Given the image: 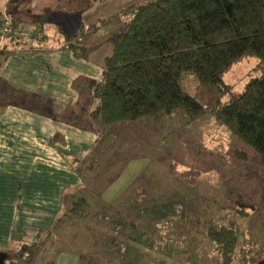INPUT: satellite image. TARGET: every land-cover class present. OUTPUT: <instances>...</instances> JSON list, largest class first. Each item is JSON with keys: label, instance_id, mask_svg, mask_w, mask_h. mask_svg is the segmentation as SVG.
Returning <instances> with one entry per match:
<instances>
[{"label": "trees", "instance_id": "trees-1", "mask_svg": "<svg viewBox=\"0 0 264 264\" xmlns=\"http://www.w3.org/2000/svg\"><path fill=\"white\" fill-rule=\"evenodd\" d=\"M120 14L127 19L108 39L111 49L101 61L100 77L84 81L96 139L83 156L72 160L81 187L67 214L72 222L82 221L85 241L91 242L85 247L95 253L86 256V250L79 249V264H93L96 257L97 264H264L262 249L241 250L237 258L241 235L235 220L201 219L196 204H185L189 196L153 193L156 187L142 172L113 201L102 199L127 164L142 158L131 151L126 133L160 113H180L194 121L210 111L264 167V0H151L130 4ZM113 19L102 18L64 35L62 46L74 57L87 59L98 46L89 38ZM11 22L16 29L22 21L11 15ZM34 37L10 35L0 52L28 46ZM247 55L258 59L260 76L240 95L221 102L228 90L223 75ZM189 73L198 88L213 97L212 104H202L184 89ZM73 86L81 88L79 82ZM60 221L62 217L52 232ZM42 242L30 247L29 256Z\"/></svg>", "mask_w": 264, "mask_h": 264}, {"label": "crops", "instance_id": "crops-1", "mask_svg": "<svg viewBox=\"0 0 264 264\" xmlns=\"http://www.w3.org/2000/svg\"><path fill=\"white\" fill-rule=\"evenodd\" d=\"M41 1L28 0L22 14L13 1L0 0L1 15L22 21L16 28L28 26L27 16L39 20L30 29L37 34L30 45L0 52V252L13 259L28 256L31 246L50 236L63 206L81 187L72 160L88 151L97 129L84 81L100 77L106 54L97 48L79 59L62 46V34L100 20L90 19V0H53L44 6ZM103 28L88 41H97ZM61 254L79 264L71 251Z\"/></svg>", "mask_w": 264, "mask_h": 264}, {"label": "rangeland", "instance_id": "rangeland-1", "mask_svg": "<svg viewBox=\"0 0 264 264\" xmlns=\"http://www.w3.org/2000/svg\"><path fill=\"white\" fill-rule=\"evenodd\" d=\"M52 1L42 0L41 4L48 5ZM147 1L151 0H90V19L94 16L99 19L114 17L108 25L102 26L104 28L97 35L94 42L98 44L97 48L105 55L110 52V35L127 19L126 15L120 14L121 8ZM11 2L18 5L22 14L29 7L28 0ZM34 17L27 16L26 19L31 22L26 29L35 26L33 22H39ZM97 22L91 20L89 24ZM185 76L184 89L202 104H212L213 97L198 88L195 77L190 73ZM259 76L258 59L244 56L223 75L222 82L228 90L221 97V102L228 101L231 95H240L245 85ZM126 135L129 145L134 148L131 150L133 154L139 153L143 159L136 158L127 164L114 183L103 192L104 201H113L142 172L148 183L156 187L151 189L153 193L178 192L189 196V202L186 200L187 203H183L196 204L201 219L212 216L219 222L235 220L237 232L241 235L235 249L237 258L241 250L262 249L264 255V167L259 164L256 153L219 125L210 111L194 121H187L180 113L170 117L160 113L141 127H132ZM145 154L148 161L143 157ZM71 201L63 206L59 215L62 221L52 235L43 236L42 244L34 249L31 256L6 258L5 264H71L72 260H66L61 252L71 251L78 257L81 248L86 250V256L93 255L95 250L86 248L91 242L88 244L85 241L82 221L69 220L71 215L68 216L67 210ZM198 230L201 235L203 230ZM203 247L199 246L202 250L205 249ZM96 259H93V264H97Z\"/></svg>", "mask_w": 264, "mask_h": 264}, {"label": "built area", "instance_id": "built-area-1", "mask_svg": "<svg viewBox=\"0 0 264 264\" xmlns=\"http://www.w3.org/2000/svg\"><path fill=\"white\" fill-rule=\"evenodd\" d=\"M10 35L30 39L33 35L36 36L37 34L30 32V30L26 28L14 29L12 27L11 17L7 14V12H3L0 18V49Z\"/></svg>", "mask_w": 264, "mask_h": 264}, {"label": "water", "instance_id": "water-1", "mask_svg": "<svg viewBox=\"0 0 264 264\" xmlns=\"http://www.w3.org/2000/svg\"><path fill=\"white\" fill-rule=\"evenodd\" d=\"M8 258V254L6 252H0V264H5V259Z\"/></svg>", "mask_w": 264, "mask_h": 264}]
</instances>
